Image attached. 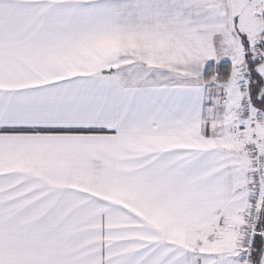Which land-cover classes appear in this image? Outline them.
<instances>
[{
	"label": "snow or ice",
	"instance_id": "snow-or-ice-1",
	"mask_svg": "<svg viewBox=\"0 0 264 264\" xmlns=\"http://www.w3.org/2000/svg\"><path fill=\"white\" fill-rule=\"evenodd\" d=\"M0 264H264V0H0Z\"/></svg>",
	"mask_w": 264,
	"mask_h": 264
}]
</instances>
